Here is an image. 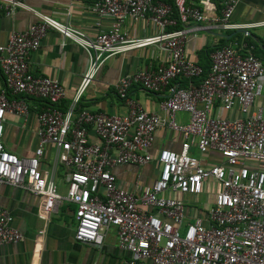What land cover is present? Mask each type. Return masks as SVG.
<instances>
[{"label":"built area","instance_id":"built-area-1","mask_svg":"<svg viewBox=\"0 0 264 264\" xmlns=\"http://www.w3.org/2000/svg\"><path fill=\"white\" fill-rule=\"evenodd\" d=\"M25 1L0 0V16L23 8L37 18L0 43V187L25 189L40 200L43 215L63 201L72 203L74 238L80 243L100 246L106 230L115 227L118 246L129 255L124 264H264V62L252 45H245V53L220 46L210 55L207 69L185 54L188 33L196 27L183 25L207 18L213 28H237L230 17L239 0H219V13L209 17L186 0H77L88 3L98 17L95 25L111 19L109 27L93 37ZM126 19L150 23L157 31L129 37L123 30ZM48 29L88 54V67L64 110L59 106L63 86L34 75L26 61ZM147 45L157 46L167 60L117 80L114 91L128 106L126 114L76 110L108 57ZM176 77L188 83L175 86L159 102L163 116L127 96L134 83L158 92ZM26 96L46 104L37 113L36 146L29 155H17L3 145L4 119L6 113L27 114ZM178 111L189 113L187 123L174 119ZM161 127L181 133L180 149L158 151V174L138 192L118 186L112 168L148 164L153 159L149 148ZM49 147L51 166L69 169L64 194L41 168ZM192 147L201 154L214 151L221 161L204 165L191 155ZM182 195L205 200L201 207L189 206ZM11 220L0 204V245L23 238Z\"/></svg>","mask_w":264,"mask_h":264},{"label":"crops","instance_id":"crops-1","mask_svg":"<svg viewBox=\"0 0 264 264\" xmlns=\"http://www.w3.org/2000/svg\"><path fill=\"white\" fill-rule=\"evenodd\" d=\"M186 2L200 7L205 17L220 11L219 0ZM25 3L59 22L82 29L89 37H93L98 31L106 30L111 22L110 18H102L100 24L95 25L98 17L89 9L87 2L26 0ZM35 20L36 16L23 8L16 10L11 16H0V43H5L12 31H23ZM230 23L239 27L213 28L207 18L198 23H185L184 27H196L188 33L185 43L186 56L203 69H207L210 65V55L220 46L231 45L236 51L245 53V45H252V52L264 62V0H239L230 17ZM123 30L132 38L154 35L157 31L150 23L134 22L131 19L124 21ZM166 60V54L155 45L134 48L108 57L82 92L76 110L126 114L128 106L114 91L117 80L144 68H154ZM26 61L34 75L56 79L63 86L65 97L59 106L64 110L88 67V54L76 43L64 39L58 31L48 29L41 38L38 49L30 53ZM196 80L194 79L195 82ZM187 83V79L176 77L158 92H149L139 83H134L129 87L127 96L146 111L163 116L165 114L160 109L159 102L175 86H185ZM26 103V115L6 113L4 119L3 145L17 155H29L36 146L37 113L46 104L45 100L31 96H26ZM174 117L180 124L189 121V113L184 111L176 112ZM89 137L97 141L92 130H89ZM182 140L180 132L167 127L158 128L149 148L153 159L142 166L113 167L117 185L138 192L143 185L151 184L159 171L155 160L158 151L161 148L178 151ZM193 149L197 150L192 147L190 153ZM199 154L198 159L204 165L221 161L219 154L214 151ZM52 158L53 150L49 147L46 149L41 168L48 171L59 192L64 194L69 169L62 164L51 166ZM58 167L61 168L60 171ZM0 204L12 216L11 225L23 236L15 243L0 245V264H124V260L129 256L118 246L116 229L113 226L106 230L100 246L94 247L76 241L74 205L70 202L63 201L57 209L43 215L39 199L32 197L25 189L4 184L0 187Z\"/></svg>","mask_w":264,"mask_h":264},{"label":"rangeland","instance_id":"rangeland-1","mask_svg":"<svg viewBox=\"0 0 264 264\" xmlns=\"http://www.w3.org/2000/svg\"><path fill=\"white\" fill-rule=\"evenodd\" d=\"M195 158H199L200 154L197 150L193 149L192 153H191ZM59 171L61 170L60 167ZM183 201L185 204L189 205V206H195V207H201V202H203L205 200L204 197L200 196V197H193V196H189V195H182Z\"/></svg>","mask_w":264,"mask_h":264},{"label":"trees","instance_id":"trees-1","mask_svg":"<svg viewBox=\"0 0 264 264\" xmlns=\"http://www.w3.org/2000/svg\"><path fill=\"white\" fill-rule=\"evenodd\" d=\"M172 2V1H171ZM178 26H180V24H178Z\"/></svg>","mask_w":264,"mask_h":264}]
</instances>
